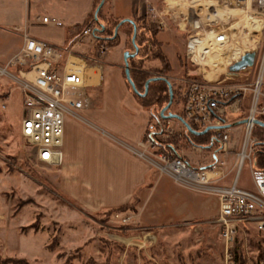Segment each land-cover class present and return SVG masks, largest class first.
Listing matches in <instances>:
<instances>
[{
    "label": "built area",
    "instance_id": "obj_1",
    "mask_svg": "<svg viewBox=\"0 0 264 264\" xmlns=\"http://www.w3.org/2000/svg\"><path fill=\"white\" fill-rule=\"evenodd\" d=\"M155 1L165 6V13L174 12L179 7L168 0ZM232 1L238 7H246V4L254 6L247 14L248 23L260 21L264 24V0ZM147 15L154 20L159 15L157 6L150 4ZM206 20L209 25L205 27L200 20L187 19L191 33L185 44V57L192 65H204L212 54L223 53L231 40L222 26H217L220 19L208 20L207 17ZM41 24L62 26L56 19L47 17L41 20ZM87 40V45H91L89 54L74 51L75 47H82ZM107 47V41L98 37L93 27L84 28L73 43L65 47L25 37L21 49L5 66H0V76H11L7 72L9 69L17 72L16 79L22 96L20 135L31 147L35 162L48 167L61 166L65 122L67 119L80 121V115L92 109L90 90L100 85L101 58L106 55ZM232 61L236 62L231 60L227 66ZM242 75L234 77L241 78ZM183 84V118L198 132L207 127L227 125L223 120L224 115L237 112L238 104L248 93L252 95L251 107L242 119L245 120V136L233 159L228 161L234 149L230 146L232 140L227 130H213L222 133L211 137L208 160L197 167L180 155L158 153L153 134L143 139L133 152L175 184L217 199L219 211L213 223L219 229L223 264L240 263L236 249L242 236L239 246L246 264H264V170L250 169L251 190L238 186L240 172L245 163H252L256 149L257 141L251 135L255 121L264 116V95L261 93L264 86V55L252 83L244 87L235 85L226 88L225 80L208 81L204 73L200 80L188 76ZM160 134L161 138L168 139L175 132L166 124L160 128ZM214 139L220 142L215 148ZM251 247L256 248L257 252Z\"/></svg>",
    "mask_w": 264,
    "mask_h": 264
},
{
    "label": "crops",
    "instance_id": "obj_2",
    "mask_svg": "<svg viewBox=\"0 0 264 264\" xmlns=\"http://www.w3.org/2000/svg\"><path fill=\"white\" fill-rule=\"evenodd\" d=\"M74 1L0 0V66H5L21 49L25 37L58 47L68 46V32L84 27L92 17L94 18L87 10L82 14H70L68 9ZM150 4L157 6L155 0H105L97 13L102 18L99 26L109 28L113 23L137 22L143 19L150 23L153 21L147 15ZM45 17L56 19L62 26L42 25L41 20ZM120 33L126 39L124 30H119L114 39H117ZM163 35L171 39L172 37L166 31H158L157 34V41L170 68L168 74H171L173 67L170 57L173 56L176 60V70H180L183 67L179 59L182 54L178 48L175 53H171L173 39V45L165 46L162 43ZM99 37L105 39L108 45L109 39L114 40L113 37ZM74 51L89 54L90 48L89 45H83L75 47ZM154 62L161 66L159 61ZM105 69L103 65L98 88L90 90V96L92 92H99V89L101 92L96 109L83 112L80 121L67 119L65 122L62 164L58 169L59 191L90 214L125 208L120 212L121 218L128 219L127 224L148 232V236L144 238L147 239L145 243L147 242L148 246H151L154 239L149 233L154 235L157 230L184 225L198 226L200 229L208 225L216 227L213 220L218 214L219 205L215 197L175 184L133 152L144 138L150 114L128 92L121 66L113 71L110 69L109 78L112 79L113 85L104 82ZM169 79L171 78H168V81ZM178 107L184 120L183 102ZM162 121L160 128L166 124L173 127L171 120ZM175 121L180 125L178 128L182 129L184 136L187 131L179 121ZM174 126L176 127L175 124ZM241 126L243 129V125ZM180 133L175 132L177 135L173 137L181 138ZM162 139L165 138L162 136ZM187 144L196 156L194 166H201L203 159L200 155L210 148ZM237 145L239 149V141H231L230 146L234 150ZM206 154L208 157L209 152ZM176 155L183 157L186 152L177 149ZM197 158H200V161L196 160ZM249 167L252 169V163ZM5 177L4 174L0 175V209L3 208L1 202L6 185L14 184V187L21 189L27 176L8 174L7 179ZM27 224L26 217L18 213L10 217L0 214V256L55 264L56 255L47 248V232H21V228ZM74 233L75 231L72 238H63L61 247L68 250L82 247L80 231L76 232V235ZM36 238H40L41 242L39 246L34 247L33 239ZM153 262L156 263L154 259Z\"/></svg>",
    "mask_w": 264,
    "mask_h": 264
},
{
    "label": "rangeland",
    "instance_id": "obj_3",
    "mask_svg": "<svg viewBox=\"0 0 264 264\" xmlns=\"http://www.w3.org/2000/svg\"><path fill=\"white\" fill-rule=\"evenodd\" d=\"M169 3L178 8L173 11H166L163 4L157 3L159 15L154 17L155 21L150 22L155 31H166L170 34L172 39L167 35H163L162 43L166 46H171V53H175L178 49L182 56L179 58L182 63V68L176 70V60L170 57V62L173 67V73H164L156 75L155 70H160L161 66L158 62L145 60L142 62V68L150 70L153 77H162L170 81L173 91V105L168 110L176 113L180 118L182 117L179 110V104L182 105L183 81L189 77L202 78V74L206 70L212 69L214 59L224 61L218 55L214 54L204 65H192L185 57V44L188 35L191 33V28L187 24V19L190 21L200 20L202 25L208 26V20H212V13L214 8L207 3L211 1L215 6L224 10L232 11L226 20L220 19L217 21V26H222V30L230 35L231 40L227 48L223 49V53L227 49L233 47L238 48L241 52H256L255 65L251 70H248L243 77H234V74L228 71V67L235 63L231 62L227 66L224 62L223 69L218 71L213 77L212 81L225 80L224 86L226 88L235 85L244 87L246 84L252 83L257 66L259 65L264 55V24L260 33H254L248 28L247 14L254 9V6L246 7L236 6L232 0H168ZM75 3L70 4L68 9L70 14H82L88 11L94 16L100 2L96 0H75ZM163 13V14H160ZM98 25L97 30L101 33V28L105 30L104 36L109 37L112 27L106 28L99 26L102 21L101 16L97 15ZM162 22L161 25L159 23ZM207 22V23H205ZM185 25V26H184ZM112 26V25H111ZM127 29V28H126ZM121 32V31H120ZM129 34V33H128ZM131 33L125 37L120 33L117 41L111 46L108 45L106 55L101 58L102 66H105L104 82L107 85L112 84L110 77L111 71L118 69L119 66L123 69V55L125 52L133 54V48L130 47ZM88 40L85 42L86 46ZM91 49V45H89ZM178 48V49H176ZM155 52V50H153ZM233 51V50H231ZM221 55V54H219ZM171 56V55H170ZM216 56V57H215ZM140 58H137L138 61ZM216 60V59H215ZM236 61V60H235ZM122 64V65H121ZM111 67V68H109ZM109 68V71H108ZM205 68V69H204ZM11 76H0V175L11 174H26V182L23 188L18 189L14 184H7L6 191L3 192V200L0 209V214L5 217L16 215L17 213L26 217L27 225L23 227L24 233L27 232H43L48 235V247L56 255L55 264H222L223 263V248L221 238L219 237V229L211 225L203 226L201 229L198 226L184 225L179 227H172L164 230H157L154 235L149 233V236L154 237L151 246L144 239L148 236V232L138 229L131 224H127L128 219H123L119 213H111V211H102L97 213H88L79 207L74 201L67 198L58 189L59 167H48L43 164L35 162L33 154H31V147L27 141L21 137L19 127L22 119V96L17 81V72L15 69L7 71ZM128 92L137 100L136 96L131 92L129 86L126 84ZM98 88V87H97ZM98 91V90H97ZM138 92L142 93V88L138 87ZM100 89L97 93H91L93 107L96 109L98 98L100 97ZM264 94V86L261 89ZM169 100V99H168ZM262 101V100H260ZM252 95L248 93L246 98L238 104L237 112H227L224 115L225 124H233L242 120L247 116L248 110L251 107ZM166 106V105H165ZM181 107V106H180ZM236 109V108H233ZM147 111V110H146ZM158 113L157 108H152L147 111ZM167 113V112H166ZM176 125V127L174 126ZM170 126L174 132H181V139L178 150H184L186 155L183 158L194 166L195 154L188 147L183 137L182 129L175 120H171ZM233 141H239V146L245 136L244 128L242 126L230 127L226 131ZM177 135V134H175ZM171 138V137H169ZM168 138V139H169ZM215 141V139H214ZM213 148L220 145V142L215 141ZM240 149V148H239ZM238 145L236 150H232L228 161L233 159L234 154L239 150ZM208 150H205L200 155L204 160H208L206 156ZM198 155V154H197ZM196 160L200 161V158ZM154 168V167H153ZM253 169V165L251 167ZM157 171V170H156ZM5 177V178H6ZM7 179V178H6ZM232 176L230 177V180ZM238 186L240 188H251V174L249 163H245L239 176ZM22 229V228H21ZM73 231H80V239L83 243L80 249H66L61 247L63 238H72ZM39 237V236H38ZM242 237H239L237 242V255H239V245L242 243ZM34 247L40 245V238L33 239ZM66 243V242H64ZM67 244V243H66ZM68 245V244H67ZM251 250L257 249L251 247ZM1 258H4L0 256ZM19 259V258H14ZM153 259L156 263L153 262ZM25 260V259H22ZM27 264H49L46 261H27Z\"/></svg>",
    "mask_w": 264,
    "mask_h": 264
},
{
    "label": "trees",
    "instance_id": "obj_4",
    "mask_svg": "<svg viewBox=\"0 0 264 264\" xmlns=\"http://www.w3.org/2000/svg\"><path fill=\"white\" fill-rule=\"evenodd\" d=\"M94 18L92 17L90 19V22L87 23L84 27L80 29H75L72 32H68L67 35V41H68V46L73 43V41L76 39V37L82 32V30L86 27H93L94 31L98 34V37L103 35L106 29H104L101 33L100 31L97 30L98 25L94 24ZM135 27H136V38H135V45L137 49L139 50L138 55L136 57L129 59L128 60V65L130 69V78L132 83L134 84L136 90L138 91V87L142 88V93H144V85L148 80H151L153 77L151 75L150 70H145L142 68V62L145 60H150V61H159L161 64V69L160 70H155L156 75H162L164 73H168L170 71L169 65L166 61V58L161 50L160 43L157 41V34L158 31H155L153 29L152 24L149 22H146L144 19L133 22ZM119 23H113L112 24V30L110 32V38L113 37V31L115 27H117ZM127 28V29H126ZM119 30H124L126 33V36L131 33V37L133 34V27L132 24L128 21H125L123 24H121L118 28ZM129 33V34H128ZM108 36V35H107ZM106 36V37H107ZM117 41V39L108 40L109 46L114 44ZM130 47L133 48L131 41H130ZM155 50V52L153 51ZM134 51V49H133ZM137 58H140L138 61ZM124 78V74H123ZM125 80V78H124ZM126 83V81H125ZM127 84V83H126ZM128 85V84H127ZM130 88V87H129ZM131 90V89H130ZM136 96V95H135ZM137 102L140 106H142L145 110L149 111L152 108H157L159 112L165 105L168 103L169 95H168V87L167 84L162 81V80H156L150 82L148 86V93L147 95L142 98L138 97ZM159 112L158 113H153L150 112V118H149V123L144 135L145 139L148 137V135L153 134V141L156 145V149L158 153H162L164 155H168L170 153L176 155L177 151V146L180 143V139L176 137H171L169 139H162L161 134H160V124L163 122L160 117H159ZM258 121L264 123V116L259 117ZM185 135L184 140L185 142L194 145L195 147L198 148H206L209 146L210 139L213 135L217 133H222V131L219 132H209L208 134L204 136H193L188 132H184ZM252 137L256 139V149L252 157V165L254 170H264V128L260 126H255L252 133ZM125 208H119L116 210H112L111 213H119L122 212ZM26 229H21V232H24ZM49 249H52V247H48ZM240 248V246H239ZM239 251H242L241 248ZM239 264H246L245 260L243 259V253L240 252L239 255ZM0 264H27L25 260L22 259H14V258H1L0 257Z\"/></svg>",
    "mask_w": 264,
    "mask_h": 264
},
{
    "label": "water",
    "instance_id": "obj_5",
    "mask_svg": "<svg viewBox=\"0 0 264 264\" xmlns=\"http://www.w3.org/2000/svg\"><path fill=\"white\" fill-rule=\"evenodd\" d=\"M104 1L105 0H101L98 9L95 12V15H94V21L95 22H97V17H96L97 16V13L100 10V8L102 7ZM124 22L125 21L120 22L119 25L117 27H115V29L113 31V38L112 39H114L116 37V35L118 34V28H119V26L121 24H123ZM128 22H130L132 24V27H133V34H132V38H131V44L133 46L134 53L133 54H130L128 52H125L124 55H123V74H124L125 81L128 84V86L130 87L131 92L134 95H136L138 97H142V98H144L147 95V93H148V86H149L150 82L156 81V80H162V81H164L167 84L169 100H168V103L166 104V106L163 107L161 109V111L159 112V117H160L161 120H164V121L177 120V121H179L184 126L185 130L188 133H190L191 135H194V136H204L208 132L213 131V130H228V129H230L231 126H241V125H243L245 123V120H241V121L235 123L234 125L229 124V125L216 126V127H207L206 129H204L201 132L194 131L178 115L171 114V113L166 114V112H168V110L171 108L172 103H173V91H172V86H171L170 82L167 79L162 78V77H157V78H153L151 80H148L145 83V85H144V93L143 94H140L136 90V88H135V86L132 83L131 78H130V69H129V65H128V60L136 57V55L138 54V49H137V47L135 45L136 27H135V25H134V23L132 21H128ZM102 31H103V28H101V32ZM255 60H256V52L255 51L243 53L238 61H236L235 63H233L232 65H230L228 67V71L230 73L234 74V75L245 74L248 70H251L254 67ZM255 125L264 128V123H262V122H260L258 120L255 121Z\"/></svg>",
    "mask_w": 264,
    "mask_h": 264
},
{
    "label": "bare ground",
    "instance_id": "obj_6",
    "mask_svg": "<svg viewBox=\"0 0 264 264\" xmlns=\"http://www.w3.org/2000/svg\"><path fill=\"white\" fill-rule=\"evenodd\" d=\"M207 3L210 5V7L214 8V12L211 15L213 19L220 18V19L226 20L227 17L229 16V14L232 12L231 10L228 11V10H224L222 8L215 6L214 4H212L211 1H208ZM196 23L197 22H195V24ZM247 24H248L249 30H251L252 32H254L256 34L260 33L263 29V23L260 21H251L250 23H247ZM231 50H233V51H231ZM215 54L218 55L217 57L221 58L222 60L224 58L225 60L221 61V60H218L217 58H215L216 60L214 59V63L212 64V69H210L209 71L208 70L204 71V75L208 81H212L211 80L212 77L218 71L223 69V66L225 65L224 62L229 63L231 60L238 59V57L242 54V52L238 48L231 47V48L227 49V51L224 53L218 52ZM219 54H221V55H219ZM212 55H214V54H212ZM212 55L209 57L208 61L210 60ZM207 62L204 64V66L207 64Z\"/></svg>",
    "mask_w": 264,
    "mask_h": 264
},
{
    "label": "flooded vegetation",
    "instance_id": "obj_7",
    "mask_svg": "<svg viewBox=\"0 0 264 264\" xmlns=\"http://www.w3.org/2000/svg\"><path fill=\"white\" fill-rule=\"evenodd\" d=\"M170 112L168 111L166 114H169Z\"/></svg>",
    "mask_w": 264,
    "mask_h": 264
}]
</instances>
